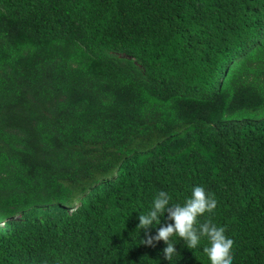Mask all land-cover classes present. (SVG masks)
<instances>
[{
  "label": "trees",
  "instance_id": "1",
  "mask_svg": "<svg viewBox=\"0 0 264 264\" xmlns=\"http://www.w3.org/2000/svg\"><path fill=\"white\" fill-rule=\"evenodd\" d=\"M195 184L264 264V0H0V264H208L136 230Z\"/></svg>",
  "mask_w": 264,
  "mask_h": 264
},
{
  "label": "clouds",
  "instance_id": "2",
  "mask_svg": "<svg viewBox=\"0 0 264 264\" xmlns=\"http://www.w3.org/2000/svg\"><path fill=\"white\" fill-rule=\"evenodd\" d=\"M215 206L214 195L202 184L193 185L190 194L176 202L169 192L157 190L148 209L137 216L136 230L145 233L140 243L152 246L155 241H162L163 256L169 261L179 253L175 247L178 241L191 250L203 240L202 251L208 264H232V237L226 234L224 225L214 222L210 215L205 216L206 213L212 214ZM199 217H204L202 222ZM150 228H155L154 234H148Z\"/></svg>",
  "mask_w": 264,
  "mask_h": 264
}]
</instances>
